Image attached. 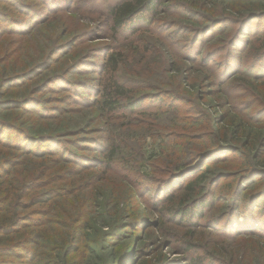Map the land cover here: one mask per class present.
<instances>
[{"label":"rangeland","instance_id":"rangeland-1","mask_svg":"<svg viewBox=\"0 0 264 264\" xmlns=\"http://www.w3.org/2000/svg\"><path fill=\"white\" fill-rule=\"evenodd\" d=\"M78 1L21 0V5L15 6L10 0H0V15L15 21V23L9 20L2 21L0 17L3 28L0 31V129L5 130L7 139L12 141L10 146L0 145V180L5 178L2 176L4 169L9 172V179L14 177L18 180H27L28 184L33 185L28 197L23 200L20 198L19 191L13 192L6 207H4V209L9 207L13 210H3V213L7 216L16 213L22 221L30 218L42 219L40 213L45 210L44 206L35 203L33 206L23 208L29 204L30 198H36L40 194L42 197L45 192L55 189L59 190L60 193L72 190L70 193L51 199L46 217L55 224L42 228L41 226L30 225V227L20 230L17 227L20 235L1 236L0 247L10 246L12 245L11 242L18 240L21 244L34 247L38 253H41V242L32 232L44 231V234L53 241L57 240L58 237L65 238L66 233L69 232L65 226H74L78 212L88 201L93 200L94 203L98 204L118 203L119 207H122L123 204L127 205V212L119 220V225L123 224L125 228L128 223L135 222L138 227V231L135 232L137 235L135 242L132 244V249L137 250L135 251L136 264H188V260L193 255L190 252L181 253V243H178V236L170 233H168L170 237L166 236L167 231L170 230L178 234L183 232L172 229L168 217L161 213L159 208H152L149 202H143L144 199L138 190L131 188L128 181L123 179L126 174L122 169L115 167L113 171L109 169L107 172H101V168L96 167L103 154L99 150L95 151V146L103 147L107 142H104L102 138L107 139L109 134H120L122 138H124V134L122 126L117 125L121 121L115 122L111 128V123L109 126L104 122V118L92 106V103L97 98L99 81L102 78L100 68L104 55L116 44V47H120L126 62L122 67V72L125 73L126 77L138 75L154 79L158 75L162 78V83H155L153 79H151L152 83H144L147 88V97L167 95L169 91L174 93L179 91L182 93L180 96L186 99L184 104L179 103V101L176 103L180 110L179 114L182 113V110L190 111L191 113L187 114L192 117L198 111H203L205 114L197 119L199 120L197 123L200 121L202 123L199 126L194 125L196 129L177 130L176 138L178 140L171 141L172 139H169L161 148L158 146L159 142L145 138L142 141V150L147 160L144 162L143 172L156 178H164L173 171L172 165L169 166V170H164L167 161L172 160L175 163L179 158L184 163L193 164L183 168L182 172L175 176L179 178L175 183H184L185 177L182 176L190 177L191 175H186L188 172L201 173L204 170V167H201L202 163L212 159V156L209 159L195 160L194 157L198 153L196 151H199V143L202 140L204 142L210 140L213 137L211 132H215L218 128L225 129L227 121L234 118H241L244 115V119L248 120L249 123L254 122L258 117L261 105L251 97L250 92L243 91L244 87L241 86V83L230 82L226 89L234 95V99H231L232 104L235 107L250 106V109L238 112L232 106L226 107L223 96L219 93V87L208 83L206 80L211 66L213 67L217 63L220 66L222 62L224 63L225 55L221 52L214 61L205 64L204 60L208 56L207 53L195 55L190 50L193 49V42L199 44V40L194 41L196 37L203 40L205 36L211 37L212 33L217 34L218 30L223 28L222 23L217 21L219 18L222 16L231 17V11L237 9V4L247 3L241 0L225 2V4L216 5L210 11H204L215 17V20L211 19V23L208 22L209 19H201L194 15L197 26L207 27V32L205 31L207 34L205 33V35L187 32L186 28L189 27L183 23V13H171L165 7H161L158 11L157 21L148 28L141 27L139 33L134 35L135 40L133 39V42L127 39V36H123L126 39L120 37L115 43L110 39V32L106 23V9L113 5L114 0ZM253 2L259 4L263 3L264 0ZM226 6L228 9H225ZM19 7L23 9L19 10ZM30 9H32L30 14L38 13L39 20L26 27L21 22L29 20L28 11ZM200 12L203 13V10ZM230 22L234 24V21L230 20ZM259 22L261 24L258 25ZM262 23L264 25V21L261 22L256 19L247 21L240 26H227L222 35L229 37L228 42H230L238 30L242 32L245 29L249 34L255 31L256 26H262ZM245 25L247 27H243ZM257 35L262 36V32L258 33L257 31L251 39ZM240 36L243 39L246 37L244 33ZM128 40L131 43H128ZM246 41L248 42V39H245ZM228 42L227 50L237 48V45L233 47ZM213 43L210 41L208 44ZM195 60L205 64V66L193 65ZM243 82L246 84L248 81ZM254 84H256V93L260 92L264 95V80L254 81ZM148 86H151L153 90L149 89ZM168 98L170 99V97ZM168 98L163 99L164 102H167ZM157 105L159 102L154 103V101L147 99L143 102L142 109L153 110ZM182 114L184 117L185 113ZM245 114L251 115L250 119ZM261 120L264 121V117H261ZM184 124V127L188 126V123L184 122ZM257 126V131H247L249 133L247 147L251 146L252 137L261 129L260 125ZM48 136L55 137L56 144L65 148L64 155L29 156L24 153L26 150L20 147V143H23L19 139L21 137L22 139L39 140L38 138ZM112 138L115 142L119 141L118 138ZM81 145L90 148L81 147ZM223 145L221 151L225 152L223 156L227 157V160L221 162L216 157L212 159L214 161L207 163L209 164L207 167L215 163L213 165L216 166L213 167L215 173L217 172L213 177L215 180L219 176L221 179H226L224 176L230 174H234V177L233 179L228 177L226 180L217 181L212 189L215 196L225 194L227 188L229 189L228 185L232 184L234 180L236 182L240 175L236 170L242 158L241 153L246 150L243 145H238L239 150L234 155L233 151L232 154L226 153ZM261 145H264V141L261 142ZM26 147L32 148L28 145ZM54 149L60 150L61 148L55 146ZM190 154L192 155L191 158L195 160L191 163L187 161ZM73 155L78 157V161L87 160L90 162L87 166L92 167H88L75 175L76 170L78 171L83 167L77 162H69ZM232 159L237 160V162L232 164ZM1 166L5 167L2 169ZM159 172H165V174L159 175ZM49 182L51 183L49 184ZM255 182L250 187L253 188L251 190L253 192L262 188V184H260V188L257 190L255 184L259 183ZM259 182H262V179ZM207 189L204 192V198L209 197L206 194ZM110 195L112 202L109 200ZM3 196L5 195L0 193V197ZM146 196L150 201L151 195L148 193ZM157 199L160 201V205L166 200L163 193L157 196ZM99 214L104 218L105 212L100 211L93 219H101ZM208 214L210 212L205 210V217L198 221L199 224L209 218ZM1 216L2 211L0 212V220ZM160 216L167 220L163 231H161L163 233L165 230L164 234H159L156 229V222ZM124 230L127 231V229ZM34 236L38 243L35 246L30 243ZM241 238L243 240L238 241V244L231 245L227 243V239L222 242L223 238H218L205 229L204 231H197L194 240L197 244L204 246L199 253L207 259L204 264H219L217 259L228 263L229 256H233L235 259L229 264L247 263L249 257H257L259 259L258 264H262L264 244L259 245L256 244L257 241L253 242L252 240L244 242L249 239ZM56 242L59 244L60 239ZM120 249L122 250V247L117 250L121 253ZM242 253H244L242 255L244 260L241 262L236 259V256ZM206 254H210V256ZM71 258L75 259V257ZM1 259L9 260L8 257H0ZM14 260L17 264H24L21 262L22 259ZM26 264H37V262L27 261Z\"/></svg>","mask_w":264,"mask_h":264},{"label":"trees","instance_id":"trees-1","mask_svg":"<svg viewBox=\"0 0 264 264\" xmlns=\"http://www.w3.org/2000/svg\"><path fill=\"white\" fill-rule=\"evenodd\" d=\"M10 1L15 6L21 5V0ZM232 1L238 2L240 0H114L113 5L106 9V23L112 41L116 43L118 38L127 36L126 38L133 42L135 40L134 35L139 33L141 27L148 28L153 25L157 21L159 9L165 7L171 13L180 12L184 14L182 19L184 21L183 23L189 27L186 28L187 32L191 31L205 35L207 27L197 26L194 15L201 19H209L208 22L211 23V19L215 20V17H212L204 11H210L216 5L218 6ZM241 1H245L247 4H237V9H232L231 11V17L222 16L217 20L223 25V28H220L217 34L212 33L211 37L209 35L205 36L203 40L196 37L194 41L199 40V44L193 42V49L190 50L195 55L207 53L208 56L204 60L205 64L214 61L221 52L225 55L224 63L222 62L220 66L218 63L213 67L211 66L210 70H208L209 75L206 80H208V83L219 87V93L223 96L226 107L232 106L238 112L250 109V106L235 107L232 104L231 99H234V95L230 94V91L226 89V86L230 82L241 83V86L244 87L243 91L250 92L251 97L261 105L260 111H258V117L254 122H251L253 124L244 119L245 116L242 115L241 118H234L233 120L227 121L225 129L221 130L218 128L215 132H211L213 137L210 140L205 142L202 140L199 143V151H196L198 153L194 157L195 160L202 158L209 159L212 156V159L217 157L218 161L224 162L227 160V157H224L225 152L221 151L223 144L226 153L230 152L232 154L233 151L234 155L239 150L240 145H243L244 149H246L245 152L241 153L242 158L236 170L240 175L236 179V182L234 180L232 184L228 185L229 189L227 188L225 194L215 196L212 193V189L217 181L226 180L228 177L233 179L234 174L223 175L226 179L219 178L221 176L218 179L216 178L217 180L213 179L217 173H215L214 169L216 166H213L215 163L207 167L209 165L207 163L214 161L212 159L202 163L201 167H204V170L201 173L194 174L192 171L186 174L191 175L190 177L182 176L185 177L184 183H175L179 180L175 176L180 174L183 168L190 167L193 163H184L179 158L175 163L172 160L167 161L164 170H169V166L172 165L171 169L173 171L164 178H156L143 172V165L147 160L142 150V141L145 138L159 142L158 146L161 148L169 139H172L171 141L178 140L176 138L178 135L176 133L177 130L196 129L194 125L199 126L202 123L201 121L197 123L199 121L197 119L203 117L205 114L203 111H198L192 117L190 114H187L191 113L187 110H182V113H185L184 117L182 113L179 114L180 110L176 106V103L178 101L179 103H186V99L180 96L181 92L179 91L175 93L169 91L167 95H151L147 97V88L144 83H152L151 79L153 78L138 75L126 77L125 73L122 72V67H124L126 62L122 56L120 47H116V44L104 55L102 67L100 68L102 78L99 81V89L96 94L97 98L92 103V106L104 118V122L109 126L111 123V128L115 122L118 120L121 121L117 125L122 126L124 134V138L120 134H109V138H102L104 142H107L103 147L95 146V151L99 150L103 154L102 158L98 160L96 167L101 168V172H107L109 169L113 171L115 167L122 169L126 174L123 179L128 181L131 188H135L136 191L138 190L144 199L143 202H149L152 208H159L160 212L168 217L171 228L183 232L182 234H178L170 230L167 231L166 236L170 237L168 233L178 236V243H181V253L190 252L193 255L188 260V264H204V261L206 262L207 260L199 254L204 246L197 244L194 240L197 231H204L206 229V231L211 232L216 237L223 238L224 240L222 242L227 239V243L231 245L238 244V241L243 240L241 237L249 239L244 242H250L252 240L253 242L257 241L256 244H264V145H261V142L264 141V121L261 120V117H264V106H262V103H264V95L260 92L256 93V84H254V81L264 80V25L262 23V26H256L255 31L249 34H247L245 29L242 32L238 30L234 39L230 42H228L229 37L222 35L226 31L225 27L227 26H240L247 21L256 19H259L261 22L264 21V2L256 4L253 1L257 0ZM22 9V7H19V10ZM201 9L203 13L200 12L202 11ZM225 9H228V6ZM31 10L28 11L29 20L21 22L26 27H29L31 23L39 20L38 13L30 14L29 12ZM0 17L2 21L9 20L15 23V21L8 17L5 18L3 15H0ZM230 20L234 21V24H231ZM259 24L261 23L259 22ZM246 25L243 27H247ZM2 30V24L0 23V31ZM257 31L258 33L262 32V36L257 35L254 39H251L252 35ZM243 33L246 35L245 39H248V42H245V39L241 38L240 35ZM126 38L123 37V39ZM129 40L128 43H131ZM210 41L214 43L208 44ZM227 42L233 47L237 45V48L235 50H232L234 48L227 50ZM171 56L173 57V54ZM194 62L195 64L193 65L205 66V64H201V62L196 60ZM153 80L155 83H162V78L158 75ZM243 81L248 82L245 84ZM148 88L153 90L151 86H148ZM92 91L94 92L95 89ZM167 98L169 100L164 102L163 99ZM147 99L154 101V103L159 102V105L153 110L142 109V104ZM245 115L249 116L250 119L251 115ZM214 119L218 120L217 118ZM184 122L188 123V126L184 127ZM257 125H260L261 129L252 137L251 146L247 147L249 134L247 131H257ZM4 131L0 129V141H2L0 145L10 146V142L12 141L7 139ZM112 137L118 138L119 141L115 142ZM19 139L23 141V143H20L21 149L26 150L23 152L29 156L37 157L41 155L46 156L47 154H57V156H60L61 154L64 155L63 152H66L65 148L56 144L55 137L48 136L38 138L39 140H33L32 138L22 139V137ZM28 139L30 140L28 141ZM26 145L32 146V148L26 147ZM55 146L61 149L55 150ZM82 146L90 148L89 146ZM191 157L192 155L190 154L187 158L189 163L195 161ZM69 162H77V164L83 167L78 171L76 170L75 175L88 167H92L87 166L90 164L87 160L78 161L76 155L71 156ZM236 162L237 160L234 161L232 159V164ZM4 167L1 166L2 169ZM2 174L5 178L0 180V193H3L5 196L0 197V212L2 211L0 237H8L10 235L18 236V234L20 235V229H26L30 225L36 227L41 226L42 228L50 224H55L46 217L50 201H52L51 199L53 197L70 193L72 190H66L60 193L59 190L55 189L45 192L42 197L40 194L36 198H30L28 200L30 201L29 204H26L23 208L33 206L35 203L44 206L45 210L40 213L43 218H30L22 221L16 213L7 216V214L3 213V210H13L9 207L4 209L13 192L19 191L20 198L23 200L28 197L33 189V185L28 184L26 182L27 180H18L14 177H10L9 179V172L4 169ZM164 174L165 172H159V175ZM261 179L262 182H259ZM255 181L259 183L255 184L257 185L255 187L257 190L260 188V184H262V188L257 192L251 191L253 188H250L252 187V183H256ZM203 184L205 186H202ZM206 189L208 198H204ZM148 193L151 195L149 198L150 201L146 198ZM162 193L166 200L160 205L157 196ZM111 198L112 196L110 195V201ZM126 206L123 204L122 207H119L118 203H111L109 205L94 203L93 200L88 201L76 215L78 218H76L74 226H65L69 231L66 233V237L56 238L57 240L60 239L59 244L56 242L57 240L53 241L44 234V231L32 232L41 242V253H38L34 247H27L24 243L21 244L18 240H15V242H11L12 245L10 246L0 247V257L9 258V260L1 259L0 264H17L14 259H22L21 262L24 264L27 261L37 262V264H136L135 251L137 250H134L135 248L132 249V244L135 242V237L137 236L135 232L138 231V227L135 222L131 224L127 222L128 226L125 228L123 224L119 225V220L127 212ZM205 210L206 212H210L208 214L209 218L199 224L198 221L205 217ZM100 211L105 212L104 218L99 214L101 219L97 218V220H94V216L100 213ZM162 217L160 216L156 222V229L159 234L162 233L161 231H163L165 222H167ZM124 229H127V231ZM164 232L166 231L164 230ZM35 236L30 240V243H33L34 246L36 244L38 245ZM121 247L122 250L120 249V253L117 249ZM206 255L210 256V254ZM242 255L244 253L237 255L236 259L242 262L244 260ZM71 257H75V259ZM229 257L228 263L226 261H219V259L217 261L219 264H229L235 260L233 256ZM261 260L262 264H264V258H261ZM258 263L259 259L257 257H249L247 263L243 264Z\"/></svg>","mask_w":264,"mask_h":264}]
</instances>
